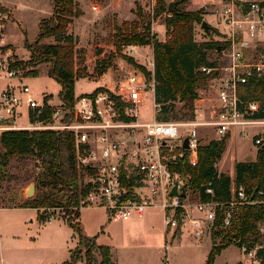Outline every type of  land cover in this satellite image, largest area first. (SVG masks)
I'll use <instances>...</instances> for the list:
<instances>
[{"label":"trees","instance_id":"16d2710c","mask_svg":"<svg viewBox=\"0 0 264 264\" xmlns=\"http://www.w3.org/2000/svg\"><path fill=\"white\" fill-rule=\"evenodd\" d=\"M52 14L42 18L38 24V35L35 41L26 45L29 60L8 64L13 70L25 72V76H38L36 65L47 63L46 74L60 85L58 99L69 114L64 120L73 118V108L76 100L74 94L75 81L84 73L83 55H77V37L68 31V25L74 18L82 14L76 0H50ZM169 2V1H168ZM168 2L156 0L152 12L139 15L143 20L140 30L138 21H123L120 25L113 23V44L119 51L124 45H151L153 57L152 72L144 66L126 57L128 63L140 69L148 82L154 80L153 103L157 112L154 118L158 121H189L194 119L193 102L198 90L205 87L213 75L199 70L200 67H212L216 61L210 59V51H221L224 44L214 40L210 32H219L208 26L204 29L209 36L207 41L198 43L195 40V26L202 22V10H186L180 7L186 0H179L171 11L167 10ZM264 3V1H262ZM141 10H139V13ZM164 12L169 13L163 18L165 40L158 39L151 32V19L159 17ZM51 39L45 42V39ZM77 65L82 66L77 68ZM111 66V60L96 63V71L101 76ZM29 67V68H28ZM98 89V88H96ZM95 89V90H96ZM239 96L247 101L256 100L259 108L252 114L253 118L264 119V77L251 76L238 89ZM50 97H43L42 119H50ZM181 102V111L176 110L175 103ZM123 119L131 120L127 116ZM225 135L221 139L200 144L197 151V162L191 166L184 154L174 164L168 165L172 173H179L186 178L187 192L197 202H215L216 215L210 227L211 246L203 264H213L215 257L222 249L234 244L245 248V252L260 245L256 250L259 264H264V234L259 225L264 221V206L258 192L264 188V147H257L255 159L243 160L234 164L233 177L218 172L215 164L221 158L225 147ZM29 157L31 166L25 168L20 175L7 177V158ZM92 170L76 166L73 134L64 130H10L0 132V182L5 177L14 184L4 188L7 207H25L38 210L41 207L77 208L79 202L91 188L90 182H85V175ZM12 178V179H11ZM124 180V179H123ZM34 183L36 193L23 202L18 199V190ZM137 178L131 175L128 187L137 185ZM241 186L247 198L254 203L239 206L227 226L223 225L227 203L231 198L232 188ZM210 189L211 193L206 190ZM73 219H66L68 225L78 235V245L69 250V258L63 264H74L83 259L85 264H117L112 257L109 246L96 244L94 237L81 233L79 210L71 211ZM95 254L98 255L96 258ZM236 264H244L239 261Z\"/></svg>","mask_w":264,"mask_h":264},{"label":"built area","instance_id":"2783aa9c","mask_svg":"<svg viewBox=\"0 0 264 264\" xmlns=\"http://www.w3.org/2000/svg\"><path fill=\"white\" fill-rule=\"evenodd\" d=\"M155 1L151 2L150 12ZM218 1L221 8L216 17L217 26L221 27L220 41L224 44L221 49L223 64L199 68L206 74H213L208 79L215 94L211 119L200 121L195 117L189 121H158L154 118L149 122H139L137 108L143 101V94L149 89L153 91L154 80L151 77L147 82L144 73L131 65L120 83L111 88L98 87L90 93L77 96L73 118L69 121L64 120L69 111L63 108L60 101L54 104L49 99L51 117L49 120L42 119L43 98L36 99L29 86L23 83L4 86L0 89V132H71L76 166L92 170L91 174L84 177L85 182L91 183V188L81 200L80 207H99L108 220L118 221L141 218L146 209L158 205L163 210L166 234L172 231L170 240L175 238L181 222L186 220L195 236H201L202 219L193 217L190 211L194 209L203 215L204 220L211 222L215 218L217 204L212 201L185 204V198L170 196L173 182L176 180L180 184L182 181L177 178L179 173L169 171L168 165L176 163L184 154L191 166L196 164L198 128L201 126H210L217 139L225 135L244 136L249 127L261 125L264 128V119L252 117L259 108V102L244 100L238 94L239 87L251 76L264 77V3ZM96 8L93 5V9ZM168 15L166 13L164 17ZM151 23L154 24V19H151ZM2 44L4 38L0 33V46ZM128 49L129 54L133 53L134 46ZM17 72L0 61V78H14ZM153 109L155 114L157 109L154 103ZM122 116L132 119L126 120ZM131 133H142V137H131ZM185 137L187 149L182 147ZM253 144L256 147L263 145L264 138L255 137ZM131 175L137 178L138 183L130 189L127 183ZM206 191L211 193L210 189ZM258 195L264 204V188ZM250 203L254 202L247 198L241 186L232 188L223 225L230 223L239 206ZM64 210L63 207L47 208L40 213L42 222L60 217ZM259 229L262 230L261 226ZM259 247L256 244L247 252L242 247L245 261L253 257L250 264H259V258L255 255Z\"/></svg>","mask_w":264,"mask_h":264},{"label":"rangeland","instance_id":"374dc122","mask_svg":"<svg viewBox=\"0 0 264 264\" xmlns=\"http://www.w3.org/2000/svg\"><path fill=\"white\" fill-rule=\"evenodd\" d=\"M0 2V33L4 38V44L0 46V61L7 66L14 60H29V51L26 45L33 43L38 35V24L42 18L49 17L52 14V4L50 0H3ZM166 2L176 0H165ZM251 1V0H246ZM255 1V0H253ZM262 2L264 0H257ZM82 14L74 18L68 25V31L72 32L77 37V55L84 57V73L75 81L74 93L75 96L87 94L96 89L99 85L105 82L104 79H98L99 75L96 69V63L101 61L111 60V70L106 79H114L113 70L121 71V77L126 76L128 61L126 57H130L133 61L145 67L146 70L152 72L153 57L150 53L151 45H124L119 51L116 50L113 42L114 28L113 23L120 25L123 21H138L137 30L141 29L143 20L139 15L150 13L152 0H76ZM93 5L97 8L93 9ZM180 7L186 10H202V21L204 20L208 26L216 29L219 33L210 32L211 38L221 40L220 26H217L216 14L221 8L218 0H186ZM6 8V10H4ZM139 10L141 12L139 13ZM164 12L159 17L154 19V24L151 23V32L158 33L160 38L163 36L164 30ZM154 28V29H153ZM200 26H195V40L198 43L207 41L209 36ZM156 34V33H155ZM45 42L51 39H45ZM134 46L133 53H128V48ZM149 47V48H148ZM210 59L215 60L217 65L223 64V54L221 51H210ZM47 63H39L36 69L39 75L25 76L18 70L14 78H0V89L6 85L26 84L29 86L32 94L38 100L43 96H49L54 104L59 103L58 94L60 85L46 74ZM82 66L77 65V68ZM29 68V67H28ZM106 72V71H105ZM120 77V78H121ZM108 79V80H109ZM118 79V78H117ZM116 79V80H117ZM151 79V78H150ZM116 82H119L117 80ZM116 85L111 83V86ZM214 91L207 81L205 87L198 90L196 100L193 102L194 118L200 121L211 119V110L215 103ZM182 103L176 102V110L181 108ZM153 91L147 90L143 94V101L137 108V118L141 121H152L154 119L153 112ZM183 121V120H182ZM184 128V127H182ZM143 133V132H142ZM142 133L135 135L131 133V137L137 139L142 137ZM199 145L206 144L209 141L215 140L216 134L211 130L210 126H201L198 128ZM126 136V135H125ZM255 137L264 138V128L261 125L249 127L246 129V134L226 136L224 151L221 158L215 164L218 172H223L233 176L234 164L238 161L255 159L257 147L254 146L253 140ZM132 139V138H131ZM31 158L29 157H10L7 158V177L20 175L25 168L31 166ZM180 185L184 184L186 178L179 175L177 177ZM4 178L0 182V259H5L2 264H8V259L12 255L11 252L23 255L22 264H27L26 258L33 250L30 248V243L35 237L45 230H54L58 235V239L68 242L69 244L78 245L77 233L68 225L66 219H73L71 211L79 210L78 222L83 235L94 237L96 244L109 246L114 258L122 257L120 264H196L207 256V250L210 247L209 236L212 221L203 219V215L193 209L190 215L202 219L203 234L199 237L195 236L193 229L188 220L181 222L177 229L176 236L170 241L172 231L167 232L166 240L162 236V209L154 205L149 207L146 214H150L149 219L129 218L118 221L108 220L104 211L96 206H79L75 209L65 207L64 214L60 217L56 216L49 223L42 222L41 212H45L47 208L41 207L38 210L25 207H7L5 202H1L5 198L4 188L14 184L13 179L8 181ZM30 184H34L31 182ZM27 186H23L18 190V199L16 201L23 202L26 199L32 198L34 192L29 197L26 194ZM264 199V198H263ZM197 202L192 198V195L186 190V197L183 200L185 204ZM262 204V203H261ZM264 206V204H262ZM80 207V208H79ZM40 219L38 221L37 219ZM264 234V221L259 225ZM76 236L72 237V233ZM181 240L180 239V234ZM42 234V233H41ZM10 241V242H9ZM33 242V241H32ZM167 245V248L164 247ZM38 254L41 252L45 255L51 254L57 256L59 253L55 248V241L49 237H38ZM143 246L148 249L143 254ZM136 255L133 263L129 262L127 252H132ZM240 249L231 244L223 249L216 256L213 264H236L237 261L245 259ZM96 258L98 255L95 254ZM144 256H147L144 257ZM119 258V259H120ZM248 258V257H247ZM253 257L243 261L244 264H250ZM1 264V260H0Z\"/></svg>","mask_w":264,"mask_h":264},{"label":"crops","instance_id":"0c3cea01","mask_svg":"<svg viewBox=\"0 0 264 264\" xmlns=\"http://www.w3.org/2000/svg\"><path fill=\"white\" fill-rule=\"evenodd\" d=\"M3 2V4H4V1L3 0H0V2ZM251 1H253V0H251ZM255 1H257V0H255ZM4 10H6V8L4 9ZM154 29V28H153ZM164 30H165V28H164ZM155 33H156V35H157V37H158V39L159 40H161V41H163V40H165V37H166V35H165V32L163 33V36L160 38V36H158V33H157V31L155 30ZM149 48V47H148ZM150 49V53L152 54V48H149ZM127 66H128V68H127V70H126V73L130 70V68H131V65H129V64H127ZM111 70V68H108L107 70H106V72H104L101 76H99L98 77V79L100 80V79H104L105 80V82L104 83H102L101 85H99L98 87H106V88H111L112 86H111V83H114V84H118V83H120L121 81H123L124 79H125V76H123V77H121V71H118V70H113V74H114V79H106L107 78V76H108V74H109V71ZM121 77V78H120ZM118 78V79H117ZM119 80V82H116L117 80ZM97 87V88H98ZM75 94V93H74ZM141 122H146V121H141ZM158 207V206H157ZM160 208V207H159ZM147 210V209H146ZM145 210V212H144V214H143V216L141 217V218H139V219H144L145 217H146V219H149V217H150V214H146V211ZM38 221H40V219H39V217H38V219H37ZM77 221H78V219H77ZM110 220H107L106 222H105V224H108V222H109ZM162 222H163V211H162ZM49 223V222H48ZM79 223V222H78ZM79 227H80V225H79ZM42 233V234H41ZM39 235H38V232L37 233H35L34 234V238L32 239V241H31V243H30V248H31V250H33L30 254H28V256L27 257H25L26 259V263L27 264H63V262H65L66 260H68V258H69V250L70 249H74L77 245H72V244H69L68 242H65V241H62V240H59L58 239V235L54 232V230H45L44 232H41ZM162 236L165 238V240H166V232H165V227H164V224H163V227H162ZM181 235H182V232H181V234H180V239L178 240V242H180V240H181ZM42 236H44L45 238H47V237H49V239L50 240H53V241H55V248H56V250H58L59 251V253L57 254V256H53V255H51V254H47V255H45V254H43V253H39L38 254V246L37 245H35V244H38V237L40 238V237H42ZM72 237H75L76 236V234L73 232L72 233V235H71ZM208 236H209V242H210V246H211V240H210V232L208 233ZM171 241V240H170ZM10 242V241H9ZM164 247L165 248H167V245L166 244H164ZM143 248V254H146V252H145V250L146 249H148L147 247H145V246H143L142 247ZM209 249H210V247H209ZM209 249L207 250L208 252H209ZM225 249V248H224ZM240 249V248H239ZM130 251H132L131 253L130 252H127V257H126V259L129 261V262H131V263H133L134 262V260L136 259V255H133L132 253L134 252V250L133 249H129ZM223 250V249H222ZM221 250V251H222ZM208 252H207V254H208ZM240 252H242L241 251V249H240ZM11 256H10V258L8 259L9 261H8V264H22V261H23V255H21V254H17V253H13V251L11 252ZM147 255V254H146ZM219 255V254H218ZM243 255V257H244V254H242ZM112 257H113V255H112ZM144 257H146L147 258V256H144ZM114 258V257H113ZM120 255H119V257H116V258H114L115 260H116V263L117 264H120V260L122 261V257L120 258ZM216 258V257H215ZM205 259H206V256H203V258L199 261V263H196V264H203L204 263V261H205ZM1 260V264L3 263V262H5L4 260L5 259H3V258H1L0 259ZM245 259H241L240 261L241 262H243ZM237 262H239V261H237ZM74 264H85L84 263V261H83V259H80L79 261H77L76 263H74Z\"/></svg>","mask_w":264,"mask_h":264},{"label":"water","instance_id":"95a60500","mask_svg":"<svg viewBox=\"0 0 264 264\" xmlns=\"http://www.w3.org/2000/svg\"><path fill=\"white\" fill-rule=\"evenodd\" d=\"M179 0H176V1H170L168 2V5H167V10L168 11H171L174 7V5L178 2ZM203 29H207L208 28V25L207 23L203 20L201 22V25H200ZM264 147V144L262 145ZM182 147L184 149H187L188 148V145H187V137L184 138L183 140V143H182ZM247 160H249V157H247ZM34 192V184H29L27 190H26V194L27 196H31ZM169 195L170 196H179L181 198H185L186 197V186H185V183L180 185L178 183V181H174L170 190H169Z\"/></svg>","mask_w":264,"mask_h":264}]
</instances>
